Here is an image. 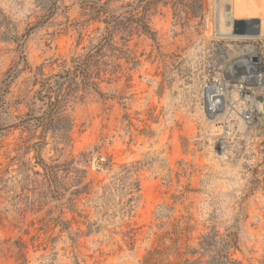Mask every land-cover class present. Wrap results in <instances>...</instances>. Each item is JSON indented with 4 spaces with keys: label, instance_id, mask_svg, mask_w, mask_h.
I'll return each instance as SVG.
<instances>
[{
    "label": "rangeland",
    "instance_id": "1",
    "mask_svg": "<svg viewBox=\"0 0 264 264\" xmlns=\"http://www.w3.org/2000/svg\"><path fill=\"white\" fill-rule=\"evenodd\" d=\"M148 1L151 34L134 29L123 46L117 31L112 46L93 49L84 82L44 130L16 124L42 114L40 83L83 58L104 23L89 21L86 0H0V80L21 70L0 106V264H174L211 232L234 237L230 253L241 264H264V88L232 79L234 63L256 55L260 27L264 39V0ZM220 79L218 110L207 87ZM43 162L59 165L69 189L72 168L84 170L91 194L78 211L100 231L86 235L74 223L68 194L64 205L54 198ZM121 165L132 166L139 199L121 216L114 192L102 216L88 199ZM129 228L132 241L119 233Z\"/></svg>",
    "mask_w": 264,
    "mask_h": 264
},
{
    "label": "trees",
    "instance_id": "2",
    "mask_svg": "<svg viewBox=\"0 0 264 264\" xmlns=\"http://www.w3.org/2000/svg\"><path fill=\"white\" fill-rule=\"evenodd\" d=\"M122 0H86L85 7L82 6L84 13L88 11L89 21H101L104 23L102 34L96 44L86 53L83 58H79L73 61L71 69H65L61 72L55 73L40 83L39 89L36 91L37 99L45 106L41 115H34L18 121L16 125H20L26 122H31L35 127H41L46 130L51 126L54 117L57 113L62 111L66 97L74 91V88L79 82H84L87 74L86 60H88L93 49H98L102 46H112V37L115 32H120L126 37H122L123 46L129 40L132 31L135 29L145 34H151L149 26V18L147 17V10L152 1L148 0H133L121 3L117 7H112V4ZM159 1L155 0L154 2ZM141 11V12H140ZM138 13H140L138 15ZM16 32V31H14ZM17 41L18 47L21 51L23 49V40H18L16 34L12 35ZM27 36L24 35V37ZM20 38V37H19ZM23 67L26 68L27 61L22 57ZM20 69H12L5 74V78L0 80V106L3 105V97L8 92V89L13 80L20 73ZM89 86H94V83L87 81ZM96 89V87H94ZM98 93V89H96ZM102 94V93H101ZM15 125V126H16ZM60 130L63 132L62 138L66 139L67 133L70 128V122L62 123L59 125ZM74 161H69L73 163ZM45 176L48 178L50 187L52 189L54 198L62 205L61 201L65 199V195L68 197L65 201V207L74 214L71 218L75 224H83L86 227V235L93 232L100 231L101 226L98 224V219L90 221L89 214H83L78 211L77 201L81 196L88 197L91 194L90 183L85 182L84 170H79L76 167L72 168L71 189L67 188L64 184V179L58 175L59 165L51 166L46 163H42ZM132 166L121 165L120 171L114 175L113 181L109 184L101 187V193L89 198L88 201L95 203L97 213H101L102 216L106 212H103L105 207L111 203L113 193L115 192L119 197V202L115 203L119 205V212L121 216L131 214L133 211V205L139 199L140 185L136 178H133ZM60 207V206H59ZM62 208H59V210ZM79 217L80 220H77ZM56 224L61 226V229H68L71 221H64L57 217ZM128 226V225H127ZM134 229L129 228L124 232H119L124 238L133 240ZM125 240V239H124ZM127 243V241H125ZM129 243V242H128ZM236 248V241L232 235H219L217 232H211L201 237L197 247H186L183 253H177L178 260L174 264H241L236 259L232 258L230 249ZM185 256V257H184Z\"/></svg>",
    "mask_w": 264,
    "mask_h": 264
},
{
    "label": "built area",
    "instance_id": "3",
    "mask_svg": "<svg viewBox=\"0 0 264 264\" xmlns=\"http://www.w3.org/2000/svg\"><path fill=\"white\" fill-rule=\"evenodd\" d=\"M253 43H255V46H257V53L256 55L255 54L248 55L250 57V60H249L250 66L248 68V72L250 68H252V73H248L246 75L247 80H245L244 82L248 81L251 83V85L247 84L246 88H249V87L264 88V39L260 37H256L255 39H253ZM214 85H216L214 82L211 83V85L208 86L207 89L209 87L210 88L214 87ZM209 99H210V95L208 96V102H209ZM243 119L247 122L252 121L253 119L252 112L250 110H245Z\"/></svg>",
    "mask_w": 264,
    "mask_h": 264
},
{
    "label": "bare ground",
    "instance_id": "4",
    "mask_svg": "<svg viewBox=\"0 0 264 264\" xmlns=\"http://www.w3.org/2000/svg\"><path fill=\"white\" fill-rule=\"evenodd\" d=\"M246 16H248V15H246ZM262 23H264V21ZM262 33H263V29H262V27H260V30L258 32L259 37L262 36ZM249 60H250V57L247 56L246 58L239 59L238 61H236V63H234L236 65V71L232 72V79L233 80L238 79V81H240V82H244L245 80H247V76L246 75L248 73H252V68H250V70L248 72V68H249L248 66H250L249 65ZM244 62L247 63L246 66L248 65L247 66L248 68H246V70L243 68V63ZM219 82H220L219 85H214V87H211V88L209 87L208 88V92H210V99H209V104L208 105L211 108H213V109L216 108L218 110H220V109L225 107L224 104H225V98H226V91H225L226 83H224V81H222V79H220Z\"/></svg>",
    "mask_w": 264,
    "mask_h": 264
},
{
    "label": "water",
    "instance_id": "5",
    "mask_svg": "<svg viewBox=\"0 0 264 264\" xmlns=\"http://www.w3.org/2000/svg\"><path fill=\"white\" fill-rule=\"evenodd\" d=\"M262 110L264 111V101H263V104H262Z\"/></svg>",
    "mask_w": 264,
    "mask_h": 264
}]
</instances>
